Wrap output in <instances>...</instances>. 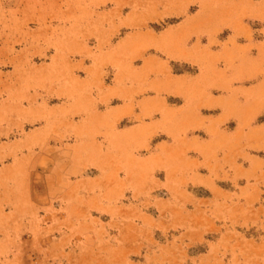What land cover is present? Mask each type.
<instances>
[{
  "label": "rangeland",
  "instance_id": "rangeland-1",
  "mask_svg": "<svg viewBox=\"0 0 264 264\" xmlns=\"http://www.w3.org/2000/svg\"><path fill=\"white\" fill-rule=\"evenodd\" d=\"M0 264H264V0H0Z\"/></svg>",
  "mask_w": 264,
  "mask_h": 264
},
{
  "label": "crops",
  "instance_id": "crops-1",
  "mask_svg": "<svg viewBox=\"0 0 264 264\" xmlns=\"http://www.w3.org/2000/svg\"><path fill=\"white\" fill-rule=\"evenodd\" d=\"M22 189L24 191L29 190L28 185L25 183L23 185ZM33 208H34L33 205H30V207H29V205H26L22 209L19 204H15L14 207L10 210V212L9 211L6 212L4 208H2L3 210L1 209V211H2L1 215L3 216V219L5 217H11L12 220L17 219V222H14L15 229H14V231H11L12 233H11L10 237L9 236L8 237L7 236L6 237L4 236L6 238V240L11 241V244H15V247H17V248H15L12 251L15 255L16 254H19V250H20V246H17L18 243H19V232L18 231H19V228L21 226L20 225V219H18V218L24 217L23 215L28 214V213H31ZM23 212H25V213H23ZM2 223H4V222H2ZM22 223H24V222L21 221V224ZM25 225H27V223H25ZM27 228L28 227H26V229ZM8 238H11V239H8Z\"/></svg>",
  "mask_w": 264,
  "mask_h": 264
}]
</instances>
